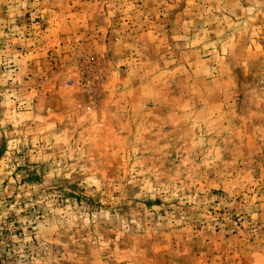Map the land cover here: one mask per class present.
I'll list each match as a JSON object with an SVG mask.
<instances>
[{"label":"rangeland","instance_id":"374dc122","mask_svg":"<svg viewBox=\"0 0 264 264\" xmlns=\"http://www.w3.org/2000/svg\"><path fill=\"white\" fill-rule=\"evenodd\" d=\"M0 264H264V0H0Z\"/></svg>","mask_w":264,"mask_h":264}]
</instances>
